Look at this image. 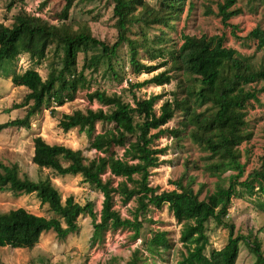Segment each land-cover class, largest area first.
Wrapping results in <instances>:
<instances>
[{
  "label": "trees",
  "instance_id": "obj_1",
  "mask_svg": "<svg viewBox=\"0 0 264 264\" xmlns=\"http://www.w3.org/2000/svg\"><path fill=\"white\" fill-rule=\"evenodd\" d=\"M17 0H11L9 8ZM25 2L26 0H19ZM113 2L116 40L107 43L93 35L89 27L74 29L65 20L76 0H63L61 16L55 23L45 17L27 13L24 9L14 16L11 25L0 22V68L7 71L20 53H27L35 64H41L50 53L49 73L46 79L35 68L23 73L13 72L11 79L29 92L24 100L13 105L26 108L22 117L0 123V133L10 127L31 129V118L42 107L52 103L61 106L72 99L80 88L89 87L91 78L86 69L98 72L104 66L103 74L110 79L122 80V62L128 59L132 73L153 72L171 64L154 74L150 79L131 83L129 90L133 101H126L122 93H109L96 88L88 91L90 101L101 106L97 109H77L62 113L59 126L64 131L78 128L90 139L89 147L97 152L125 144L123 153L110 157L99 155L87 159L81 149H73L64 144H51L42 135L34 137L32 160L39 168H49L57 175L81 174L85 182L103 193L100 214L95 211V203L77 202L73 195L65 201L58 188L49 177L31 179L20 175L18 164L0 162V191L10 190L15 194L34 193L42 204H46L52 216L35 214L24 207L0 212V246L33 248L45 231H54L59 239L78 232V219L89 215L93 232L90 244H101L108 230L130 229L134 238H139L143 226L140 216L150 207L161 209L168 204L176 220L182 224L180 241L186 247L178 264H236L240 252V242L244 240L256 256L257 264H264L262 243L251 234L235 235V226L225 223L230 215L232 199L257 196L258 206L264 210V154L251 171H246L242 162L240 146L250 139L246 131V105L259 101L264 93V63L256 64L248 56L241 55L235 48L225 44L223 35L201 36L182 34L179 47L164 45L169 33L163 31L151 34L156 25L174 27V21L184 11L186 0H111ZM239 0H224L218 4V15L229 25L232 17L241 14L237 7ZM264 3V0H249ZM45 1L42 5H45ZM191 3L190 9L193 8ZM231 26V25H230ZM138 27L139 37L130 33ZM232 28H236L233 27ZM245 38L256 44L257 50H264V29L257 26ZM160 44L155 47L154 44ZM127 46L122 54L120 49ZM53 48V51L51 50ZM145 51L151 60L164 56L158 64H147L139 59L140 51ZM82 52L83 66L78 69L79 53ZM168 54V55H166ZM126 57V58H125ZM172 70L179 73L178 77ZM173 79L178 80L179 89L171 99L163 101L156 108L162 94H152L139 98L134 91L146 84L163 86ZM55 106L50 114L57 115ZM177 113L183 115V125L190 127L188 137L203 151L208 152L206 169L212 175L233 171L228 177L229 184L218 183L213 193L201 199L190 183L175 182V189L158 192L150 184L152 169L161 164L160 155L166 150L155 146L156 139L171 134L178 137L180 129L169 130L166 125ZM102 130L97 131V124ZM109 172V176L104 177ZM114 177H120L117 185ZM240 187L238 189L237 187ZM127 204L136 200L137 206L132 217H124L115 208V195ZM213 219L217 224L227 225L229 237L221 249L205 253L210 244L208 225ZM167 233L157 231L146 241V245L158 254L159 249L169 246ZM140 249L133 251L129 264H139Z\"/></svg>",
  "mask_w": 264,
  "mask_h": 264
},
{
  "label": "rangeland",
  "instance_id": "obj_2",
  "mask_svg": "<svg viewBox=\"0 0 264 264\" xmlns=\"http://www.w3.org/2000/svg\"><path fill=\"white\" fill-rule=\"evenodd\" d=\"M154 2L155 0H149ZM224 0H186L184 11L180 17L174 21V27L169 28L161 25L154 28L151 34H158L163 31L169 33L168 40L164 43L168 47H179L182 43V34L201 36L203 34L223 35L226 37L225 44L235 48L241 55L248 56L256 64L264 63V50H257L256 44L252 40H247L245 36L257 26L264 29V3L249 0H239L237 7L242 9L240 15L232 17L229 25L223 23L218 15V4ZM11 0H0V22L11 25L14 16L23 10L25 2L17 0L12 8H9ZM45 5L40 8V13L47 19L57 22L61 16L63 0H45ZM191 3L193 8L190 9ZM74 29L89 27L93 35L107 43L116 40L117 30L114 27L113 2L111 0H76L75 5L69 11L68 19L65 20ZM231 25V26H230ZM236 27L235 29L232 28ZM130 33L132 38H137L138 27L132 28ZM159 47L160 44H154ZM53 51V48L51 49ZM122 54L127 51V46L120 49ZM168 55V54H166ZM84 54L79 53L78 69L83 66ZM139 59L147 64H158L164 56H158L151 60L149 55L141 50ZM53 58L51 52L49 57L41 64H35L27 53H20L17 58L8 65L7 71L0 68V123L10 119L22 117L26 113V108H14L13 105L24 100L29 92L25 86L13 83L11 74L13 72L23 73L29 68L39 71L43 79L49 73V62ZM126 58V57H125ZM123 79L118 81L110 79L103 74L104 66L98 72L86 69L85 74L91 78L89 87L80 88L75 96L67 100L65 104L58 106L56 103L45 105L31 118V129L10 127L0 133V162L5 164H18L20 175H28L31 179L49 177L52 183L58 188L62 200L73 195L75 200L81 204L88 201L95 203V211L100 214L103 203V193L85 182L81 174L77 175H57L49 168H39L32 160L34 153L33 139L37 135H42L51 144H64L73 149H81L87 159H92L99 155H109L114 157L123 153L125 144L97 152L89 147L90 139L78 128L64 131L59 126V118L62 113H71L74 110L88 108L97 109L101 105L96 101L88 99V91L102 88L109 93H122L126 101L132 102V94L129 90L131 83L145 81L154 74L170 69L171 64L162 66L153 72L132 73V67L126 59L122 62ZM178 77L179 73L172 70ZM264 81L257 87H261ZM179 89L178 80L173 79L169 84L157 86L146 84L142 88H135L134 91L139 98H147L152 94H162V99L156 104L157 110L167 99L173 97V93ZM58 110L54 117L50 114L51 107ZM246 131L250 134V139L240 146L242 152V162L246 165V171H251L259 163V158L264 154V93L259 94V101H250L246 105ZM102 124H97V131L102 130ZM166 127L169 130L180 129L178 137L166 134L156 139L155 146L165 148L160 155L161 164L152 169L150 184L158 188V192L175 189V182L182 181L190 183L195 192H199L203 199L214 192L218 183L229 184V176L233 171H227L221 175H212L206 169V157L208 152L203 151L196 143L188 137V129L183 125V115L177 113ZM109 176V172L103 175ZM120 177H114V184ZM240 189V187H237ZM115 208L122 216L132 217L135 212L137 202L131 200L124 204L118 194L115 195ZM257 196H246L245 198L234 197L230 215L225 223H232L235 228V235L251 234V238L257 237L262 243L264 252V210L258 206ZM264 202V197H261ZM24 207L29 211L44 216H52L46 204H42L34 193L15 194L10 190L0 191V212L10 209ZM140 218L143 226L139 238H134V231L130 229L108 230L105 240L101 244L91 245L90 238L93 232L92 219L89 215H81L78 219L79 231L72 233L65 239H59L54 231H45L41 234L38 243L33 248H14L11 246H0V264H129L133 251L140 249L139 264H178L182 254L186 252V247L180 241L182 224L179 223L169 209L168 204L161 209L150 207ZM157 231L167 233L169 246L160 248L157 254L146 245V241ZM210 244L205 253L210 254L213 249H221L225 246L229 237L227 225L217 224L211 219L208 225ZM236 264H257L256 256L251 251L249 245L242 240L240 242V252Z\"/></svg>",
  "mask_w": 264,
  "mask_h": 264
},
{
  "label": "built area",
  "instance_id": "obj_3",
  "mask_svg": "<svg viewBox=\"0 0 264 264\" xmlns=\"http://www.w3.org/2000/svg\"><path fill=\"white\" fill-rule=\"evenodd\" d=\"M44 1L45 0H26L25 4H23V9L31 15L45 17L39 12Z\"/></svg>",
  "mask_w": 264,
  "mask_h": 264
}]
</instances>
